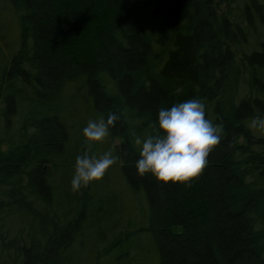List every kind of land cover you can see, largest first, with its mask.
<instances>
[{
	"label": "trees",
	"instance_id": "16d2710c",
	"mask_svg": "<svg viewBox=\"0 0 264 264\" xmlns=\"http://www.w3.org/2000/svg\"><path fill=\"white\" fill-rule=\"evenodd\" d=\"M0 23V264H264V0H0ZM190 99L222 126L202 174L140 176L132 133ZM109 113L89 154L117 162L73 192Z\"/></svg>",
	"mask_w": 264,
	"mask_h": 264
},
{
	"label": "clouds",
	"instance_id": "9594fccd",
	"mask_svg": "<svg viewBox=\"0 0 264 264\" xmlns=\"http://www.w3.org/2000/svg\"><path fill=\"white\" fill-rule=\"evenodd\" d=\"M120 116L109 113L105 120H89L83 129L85 151L77 156L71 190L78 192L90 183L100 181L106 171L117 162L111 149L97 157L89 154L93 144L103 142L109 136ZM145 137L132 133L133 143L139 148L140 159L136 170L140 176L151 173L163 184H190L198 178L207 165V157L220 143L221 125H214L205 117V105L198 99H190L161 108L156 125ZM250 128L264 131V118H254Z\"/></svg>",
	"mask_w": 264,
	"mask_h": 264
},
{
	"label": "rangeland",
	"instance_id": "374dc122",
	"mask_svg": "<svg viewBox=\"0 0 264 264\" xmlns=\"http://www.w3.org/2000/svg\"><path fill=\"white\" fill-rule=\"evenodd\" d=\"M0 24H1V23H0ZM2 28H3L5 31H1V32L4 33V35L6 36L5 33H6L8 30H7V28H5L4 26H2ZM6 38H7V41H8V36H6Z\"/></svg>",
	"mask_w": 264,
	"mask_h": 264
}]
</instances>
